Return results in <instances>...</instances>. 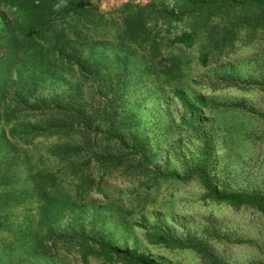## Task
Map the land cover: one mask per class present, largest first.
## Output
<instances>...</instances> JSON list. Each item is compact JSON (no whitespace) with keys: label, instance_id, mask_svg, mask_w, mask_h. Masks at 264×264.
Segmentation results:
<instances>
[{"label":"trees","instance_id":"trees-1","mask_svg":"<svg viewBox=\"0 0 264 264\" xmlns=\"http://www.w3.org/2000/svg\"><path fill=\"white\" fill-rule=\"evenodd\" d=\"M188 49L203 69L264 49V0H124L107 11L91 0H0L5 264H172L117 245L80 220L79 208L122 192L109 183L114 175L131 183L125 192L130 212L151 204L171 208L178 191L196 179L205 202L264 218V192L213 182L207 138L202 162L181 175L153 165L145 142L130 130L134 116L123 113L127 88L137 89L143 79L155 95L168 89L191 126L205 108L252 113L242 102L188 96L185 88L194 80L191 59L183 57ZM206 82L212 89L264 93V80L227 71ZM38 141L48 144L42 150ZM138 225L149 244L192 251L203 264H228L196 237H173L144 218Z\"/></svg>","mask_w":264,"mask_h":264},{"label":"rangeland","instance_id":"rangeland-1","mask_svg":"<svg viewBox=\"0 0 264 264\" xmlns=\"http://www.w3.org/2000/svg\"><path fill=\"white\" fill-rule=\"evenodd\" d=\"M123 1L91 0L103 11L118 7ZM187 52L183 57L191 59L194 79L185 88L188 96L203 93L221 102H242L252 113L205 108L203 118L199 117L191 126L185 122L188 116L168 89L155 95L149 88L150 80L143 79L137 89L131 85L127 88L129 95L123 113L134 116L130 130L145 142L153 165L181 175L202 162L203 139L207 138L213 147L208 169L214 183L226 189L264 192V93L233 87L212 89L206 85L208 77L223 71L251 82L264 80V49L245 52L225 67L207 69L194 66L195 51L188 49ZM36 144L43 150L48 143L38 141ZM108 180L123 189L122 192H116L107 200L85 204L78 211L84 225L99 229L113 243L137 247L172 264H203L192 251L149 244L138 225L144 218L149 225H159L173 237L193 236L202 240L228 264L264 263V218L249 209L235 210L205 202L201 199L204 190L196 179L178 191L171 208L161 209L151 204L141 212L136 209L130 212L132 208L125 195L131 184L128 179L114 175ZM26 246L24 243L12 249ZM0 255V264H5L6 259L2 253Z\"/></svg>","mask_w":264,"mask_h":264}]
</instances>
